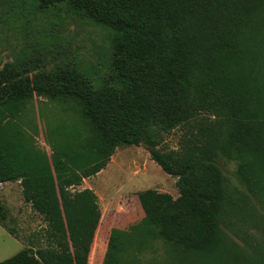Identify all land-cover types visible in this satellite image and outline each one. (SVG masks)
Listing matches in <instances>:
<instances>
[{"label":"trees","instance_id":"16d2710c","mask_svg":"<svg viewBox=\"0 0 264 264\" xmlns=\"http://www.w3.org/2000/svg\"><path fill=\"white\" fill-rule=\"evenodd\" d=\"M37 4L108 29V70L95 80L50 51L23 52L0 69V184L21 181L44 223L26 241L0 200V225L26 244L0 264H90L102 208L81 185L129 146L176 178L179 196L139 191L144 216L111 230L102 264H142L155 242L170 256L150 264H264V0ZM36 96L68 114L49 128L51 154L26 121ZM175 130L184 139L171 149ZM222 159L236 163L232 175Z\"/></svg>","mask_w":264,"mask_h":264},{"label":"rangeland","instance_id":"374dc122","mask_svg":"<svg viewBox=\"0 0 264 264\" xmlns=\"http://www.w3.org/2000/svg\"><path fill=\"white\" fill-rule=\"evenodd\" d=\"M110 38L108 29L80 19L64 5L41 9L37 0H0V69L23 52L50 51L48 58L57 56V61L72 62L99 80L108 70ZM67 115L60 104L37 96L27 109L29 128L36 135L39 147L49 154L53 149L48 142L49 128L69 123ZM183 135L184 131L175 130L167 136L166 145L171 149L179 148ZM220 166L228 175L236 169V163L225 159L220 161ZM81 188L93 189L102 208L90 264H102L113 228L127 229L144 216L137 195L139 191L152 188L174 197L179 195L176 178L164 172L141 146L118 148L109 165L96 176L85 179ZM0 200L16 218L20 234L26 241L30 233L44 225L41 217L25 203L21 188L19 191L16 187L0 186ZM25 246L24 241L0 227V262L13 257ZM169 256L168 246L155 242L141 260L142 264L164 263ZM215 262L218 264L219 260ZM192 264H213V260H193Z\"/></svg>","mask_w":264,"mask_h":264},{"label":"crops","instance_id":"0c3cea01","mask_svg":"<svg viewBox=\"0 0 264 264\" xmlns=\"http://www.w3.org/2000/svg\"><path fill=\"white\" fill-rule=\"evenodd\" d=\"M101 173V172H100ZM170 176V175H169ZM20 183H21V181H16V182H4V183H2V184H0V186L1 187H5V188H9V187H16L17 189H19V191H20V188H21V185H20ZM21 194H22V188H21ZM22 196H23V194H22ZM177 196H179V195H177ZM175 198H176V196H175ZM0 227L5 231V232H7L1 225H0ZM8 233V232H7Z\"/></svg>","mask_w":264,"mask_h":264}]
</instances>
